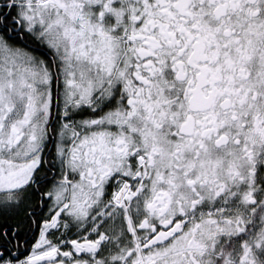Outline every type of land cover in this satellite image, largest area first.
<instances>
[{
    "label": "snow or ice",
    "instance_id": "snow-or-ice-1",
    "mask_svg": "<svg viewBox=\"0 0 264 264\" xmlns=\"http://www.w3.org/2000/svg\"><path fill=\"white\" fill-rule=\"evenodd\" d=\"M0 264H264V0H0Z\"/></svg>",
    "mask_w": 264,
    "mask_h": 264
}]
</instances>
